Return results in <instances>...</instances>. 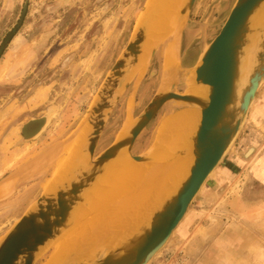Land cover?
Instances as JSON below:
<instances>
[{"label":"rangeland","instance_id":"obj_1","mask_svg":"<svg viewBox=\"0 0 264 264\" xmlns=\"http://www.w3.org/2000/svg\"><path fill=\"white\" fill-rule=\"evenodd\" d=\"M146 2L0 0V187L8 189L0 195V240L75 148L73 136L126 50ZM234 2L196 0L183 20L181 55L189 40L198 51L207 47ZM164 46H159L112 111L95 155L117 138L127 117L139 116L155 95L162 81ZM195 56V52L187 55L188 63ZM184 73L195 87L194 73ZM174 91L183 94L186 87L180 82ZM173 107L164 105L146 126L133 155L154 146L157 126L175 113ZM34 120L43 121L39 132L27 138L23 128ZM242 125L185 218L150 264H264V79ZM65 138L51 166L48 148ZM37 161L41 165L35 169ZM50 252V248L44 250L35 264H43Z\"/></svg>","mask_w":264,"mask_h":264},{"label":"water","instance_id":"obj_2","mask_svg":"<svg viewBox=\"0 0 264 264\" xmlns=\"http://www.w3.org/2000/svg\"><path fill=\"white\" fill-rule=\"evenodd\" d=\"M195 1L182 0L177 10V21L184 20ZM145 11L144 6L142 13ZM261 13H264V0H235L218 34L207 45L198 63L188 69L194 72L195 83L209 86L207 98L187 91L183 94L175 92L182 82L179 77L165 83L161 81L140 115L131 120L128 130L123 133L122 129L105 150L95 155L112 111L138 77L136 72L149 35V26L138 23L126 50L105 77L73 136V152L68 154L60 171L56 170L48 186L27 207L25 214L0 240V264H35L44 250L77 223L83 210L90 208L94 190L105 182L108 171L123 156L127 162L168 165L191 153L193 162L188 176L145 223L108 249L98 247L92 256H82L67 263L149 264L185 218L190 203L218 167L262 86L264 17ZM165 40L157 38L151 43L147 66ZM250 52L252 64L242 81L243 62ZM166 104H174V112L184 107L201 109L198 128L189 139V147L174 149L169 155H163L153 146L145 153L133 155L136 140ZM41 121L34 120L29 124L34 122L35 127L40 129ZM49 154L52 158L53 152ZM40 165L41 162L37 161L32 167L38 169ZM26 178L27 175L20 181Z\"/></svg>","mask_w":264,"mask_h":264},{"label":"bare ground","instance_id":"obj_3","mask_svg":"<svg viewBox=\"0 0 264 264\" xmlns=\"http://www.w3.org/2000/svg\"><path fill=\"white\" fill-rule=\"evenodd\" d=\"M181 2L182 0H147L146 11L139 17L138 23L140 25L146 23L149 26V35L136 76L147 67L148 50L151 43L157 38L170 37L171 42L164 46L162 54V81L165 83L174 77V79L179 77L187 93L207 98L209 86L194 82L195 87H193L190 83L192 79L188 77V74L180 73L179 44L183 21H177V10ZM261 17H264V13H261ZM252 60L250 52L243 62L245 67L242 81L246 79V73L250 71ZM128 110H130V105ZM200 117V108L184 107L160 120L154 135L153 149L160 154L169 155L174 149L189 147V139L196 132ZM131 124V119L127 117L122 128L123 133ZM71 147L72 145L66 147L67 153L71 151ZM63 159L64 157L58 161L59 165ZM192 162L191 153L168 165L127 162L124 156L120 158L108 171L105 182L94 190V200L90 208L84 209L77 223L50 245L51 252L43 264H67L82 256L89 257L92 256L94 249L100 247L106 250L127 237L147 221L165 198L176 192L188 176ZM48 184H45L44 188ZM6 190H8L6 186H1L0 195L4 196V193H7Z\"/></svg>","mask_w":264,"mask_h":264},{"label":"crops","instance_id":"obj_4","mask_svg":"<svg viewBox=\"0 0 264 264\" xmlns=\"http://www.w3.org/2000/svg\"><path fill=\"white\" fill-rule=\"evenodd\" d=\"M169 39V40H168ZM191 39V38H190ZM169 42H171V38L170 37H168L163 43H165V45L168 43L169 44ZM180 46V45H179ZM206 48V47H205ZM205 48H203L201 51H198V49H193L191 46H190V40L188 41V42H186V44H185V53H184V55H181V63L179 62V65H180V71H181V69H186V70H184V71H186V72H188V71H190V70H188L189 68H191V67H193V66H195L197 63H198V61H199V59H200V56H201V54L203 53V51L205 50ZM195 52V54H196V56H195V59L191 62V63H188V60L186 59V56L187 55H192L193 53ZM183 71V72H184ZM177 77V76H176ZM175 78V77H174ZM174 78H172V79H174ZM46 129H48V127L46 128ZM67 140V138H65V139H63L62 141H59V142H56L55 144H53V145H51L49 148H48V150H49V152H53V155H52V158H51V160H52V164H51V166L53 165V164H55L56 163V158H57V156H58V154L60 153V149L62 148V145H63V147H64V143H65V141ZM136 143V142H135ZM135 145V144H134ZM62 158V157H61ZM61 158H59L58 160H57V162L61 159ZM54 176V175H53ZM52 176V177H53Z\"/></svg>","mask_w":264,"mask_h":264},{"label":"trees","instance_id":"obj_5","mask_svg":"<svg viewBox=\"0 0 264 264\" xmlns=\"http://www.w3.org/2000/svg\"><path fill=\"white\" fill-rule=\"evenodd\" d=\"M30 122H28L24 128H23V135H25V137H31V136H34L35 134H37L39 131L38 127H35V123H31L29 124Z\"/></svg>","mask_w":264,"mask_h":264}]
</instances>
